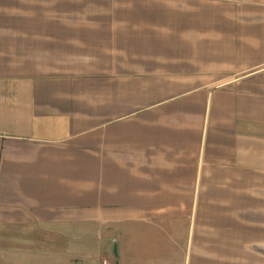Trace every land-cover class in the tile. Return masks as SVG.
I'll use <instances>...</instances> for the list:
<instances>
[{
    "label": "crops",
    "instance_id": "crops-1",
    "mask_svg": "<svg viewBox=\"0 0 264 264\" xmlns=\"http://www.w3.org/2000/svg\"><path fill=\"white\" fill-rule=\"evenodd\" d=\"M139 235L264 264V0H0V264H138Z\"/></svg>",
    "mask_w": 264,
    "mask_h": 264
},
{
    "label": "rangeland",
    "instance_id": "rangeland-1",
    "mask_svg": "<svg viewBox=\"0 0 264 264\" xmlns=\"http://www.w3.org/2000/svg\"><path fill=\"white\" fill-rule=\"evenodd\" d=\"M140 234V233H139ZM124 244H129V245H132L133 247L138 248V253H137V260L138 261V264H140V235L138 236L137 239L133 238V237H129L128 239L126 238L125 240H121V246ZM108 246H106L105 248L107 249ZM117 248L115 247V244H113L110 248H108V252H109V255L111 256V258H114V259H117L115 256L116 255H119V254H115V250Z\"/></svg>",
    "mask_w": 264,
    "mask_h": 264
},
{
    "label": "water",
    "instance_id": "water-1",
    "mask_svg": "<svg viewBox=\"0 0 264 264\" xmlns=\"http://www.w3.org/2000/svg\"><path fill=\"white\" fill-rule=\"evenodd\" d=\"M115 247L117 248L116 250H115V254H118V246H117V243H115ZM116 256H118V255H116Z\"/></svg>",
    "mask_w": 264,
    "mask_h": 264
},
{
    "label": "built area",
    "instance_id": "built-area-1",
    "mask_svg": "<svg viewBox=\"0 0 264 264\" xmlns=\"http://www.w3.org/2000/svg\"><path fill=\"white\" fill-rule=\"evenodd\" d=\"M103 264H108L107 262H103Z\"/></svg>",
    "mask_w": 264,
    "mask_h": 264
}]
</instances>
